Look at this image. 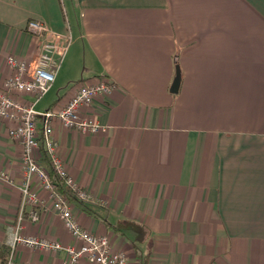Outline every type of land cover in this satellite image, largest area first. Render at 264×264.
<instances>
[{"label": "crops", "instance_id": "obj_1", "mask_svg": "<svg viewBox=\"0 0 264 264\" xmlns=\"http://www.w3.org/2000/svg\"><path fill=\"white\" fill-rule=\"evenodd\" d=\"M31 20L72 36L37 112L61 109L102 78L116 86L82 112L99 131L53 125L68 173L91 196L67 194L81 226L110 237L130 264H264V0H0V87L13 74L9 57L40 55L44 39L28 32ZM14 124L0 120V263L24 181ZM36 158L51 172L42 150ZM33 188L43 207L23 236L76 245L49 193ZM15 259L68 256L20 245Z\"/></svg>", "mask_w": 264, "mask_h": 264}, {"label": "built area", "instance_id": "obj_2", "mask_svg": "<svg viewBox=\"0 0 264 264\" xmlns=\"http://www.w3.org/2000/svg\"><path fill=\"white\" fill-rule=\"evenodd\" d=\"M27 29L34 36L44 39L40 55L35 63L9 57L8 62L13 74L4 86L0 87V120L15 123L9 130V136L22 145L24 167L20 210L15 224L10 228L9 256L0 264H34L16 261V252L20 245L54 252L65 251L68 259L64 264H80L81 261L90 264H130L124 252L113 249L110 237L92 234L81 226L74 216L70 198L57 188L50 172L43 168L36 158V153L42 150L68 193L81 202L90 200L91 196L68 173L58 154L53 125L54 122H59L67 129L91 133L99 131L101 126L91 118L85 117L82 112L89 108L98 96L110 94L116 86L102 78L93 85L82 86L61 109L37 112L35 106L52 89L72 43V36L51 31L44 23L36 20L29 21ZM14 95H31L35 100L26 105ZM39 121L42 123L41 129ZM35 182L39 183L42 191L49 193L54 212L60 216L66 229L77 242L76 245L63 246L59 242L23 236L24 224L38 222L40 209L43 207L39 190L33 188Z\"/></svg>", "mask_w": 264, "mask_h": 264}, {"label": "trees", "instance_id": "obj_3", "mask_svg": "<svg viewBox=\"0 0 264 264\" xmlns=\"http://www.w3.org/2000/svg\"><path fill=\"white\" fill-rule=\"evenodd\" d=\"M50 175H51L53 183L57 186V188L63 194L67 195L68 191L65 189V186H64L63 182L58 178V176L55 174L53 169L51 170ZM124 228L134 230L135 232H137L139 234H141L143 232V228L140 225L136 224V223H126V225H124ZM7 259H5L3 262H5Z\"/></svg>", "mask_w": 264, "mask_h": 264}, {"label": "water", "instance_id": "obj_4", "mask_svg": "<svg viewBox=\"0 0 264 264\" xmlns=\"http://www.w3.org/2000/svg\"><path fill=\"white\" fill-rule=\"evenodd\" d=\"M181 81H182V74H181V69L179 66L176 67V76L173 81V84L171 86L170 92L172 94H177L180 90L181 86Z\"/></svg>", "mask_w": 264, "mask_h": 264}, {"label": "rangeland", "instance_id": "obj_5", "mask_svg": "<svg viewBox=\"0 0 264 264\" xmlns=\"http://www.w3.org/2000/svg\"><path fill=\"white\" fill-rule=\"evenodd\" d=\"M61 7H62V5H61ZM62 23H64L67 27H68V20L67 19H64V16H63V14H62ZM66 27V28H67ZM67 30L65 29L64 31H62V32H66ZM78 63H84V60L83 59H79V61H78ZM46 102V101H45ZM39 110H40V107L38 108Z\"/></svg>", "mask_w": 264, "mask_h": 264}]
</instances>
